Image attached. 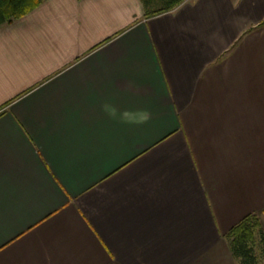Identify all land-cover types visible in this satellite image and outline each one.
<instances>
[{
    "label": "crops",
    "instance_id": "crops-1",
    "mask_svg": "<svg viewBox=\"0 0 264 264\" xmlns=\"http://www.w3.org/2000/svg\"><path fill=\"white\" fill-rule=\"evenodd\" d=\"M263 209L264 0L0 25V264H237L225 236Z\"/></svg>",
    "mask_w": 264,
    "mask_h": 264
},
{
    "label": "trees",
    "instance_id": "trees-1",
    "mask_svg": "<svg viewBox=\"0 0 264 264\" xmlns=\"http://www.w3.org/2000/svg\"><path fill=\"white\" fill-rule=\"evenodd\" d=\"M45 0H0V25L10 24L14 20L26 15ZM184 0H140L145 18L170 12ZM261 218L264 209L243 218L233 226L225 236L228 248L237 264H256L253 249L254 230L257 229L264 240V233L260 231Z\"/></svg>",
    "mask_w": 264,
    "mask_h": 264
},
{
    "label": "clouds",
    "instance_id": "clouds-1",
    "mask_svg": "<svg viewBox=\"0 0 264 264\" xmlns=\"http://www.w3.org/2000/svg\"><path fill=\"white\" fill-rule=\"evenodd\" d=\"M101 108L110 118L119 117L121 123L128 125H142L149 122L152 118L151 112L147 109H139L135 112L128 110L121 112L113 103L108 101L104 102Z\"/></svg>",
    "mask_w": 264,
    "mask_h": 264
},
{
    "label": "rangeland",
    "instance_id": "rangeland-1",
    "mask_svg": "<svg viewBox=\"0 0 264 264\" xmlns=\"http://www.w3.org/2000/svg\"><path fill=\"white\" fill-rule=\"evenodd\" d=\"M260 231L264 233V218H261ZM253 255L256 259V264H264V240L258 230H254V241L251 244Z\"/></svg>",
    "mask_w": 264,
    "mask_h": 264
}]
</instances>
